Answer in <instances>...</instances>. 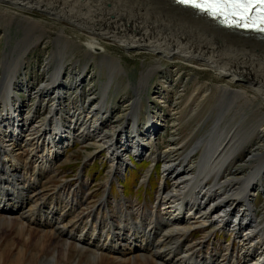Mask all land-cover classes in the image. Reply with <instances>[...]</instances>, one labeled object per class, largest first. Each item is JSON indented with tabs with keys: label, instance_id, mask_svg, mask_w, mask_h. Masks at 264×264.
Instances as JSON below:
<instances>
[{
	"label": "bare ground",
	"instance_id": "bare-ground-1",
	"mask_svg": "<svg viewBox=\"0 0 264 264\" xmlns=\"http://www.w3.org/2000/svg\"><path fill=\"white\" fill-rule=\"evenodd\" d=\"M33 13H41L61 24L54 31L61 47L52 50L50 56L56 63H53V73L48 74L47 66L44 67L43 83L28 89L36 100L49 98L53 104L43 118L39 117L38 106L23 115L24 104L15 100L16 91L12 87L5 88L0 106V242L3 229H7V225L13 229L12 219H17L24 222L17 225L19 236H26L31 223L53 228L45 231L46 236H66L56 239L55 245L49 248L52 256L42 257L43 262L40 256L46 247L38 248L34 244L31 263L35 264L37 260L41 264H62L60 259L66 257L69 247L75 248L81 242L86 243L84 248L94 247L97 253L93 257H100L103 264L108 258L106 254H113L120 261L132 258V264L151 259H155V264H264V214L258 218L254 210L256 190H264V39L249 31L222 26L204 13L173 0H0V26L8 29L16 25L24 29L27 41L16 46L17 52L20 48L23 53L18 60L21 65L29 48L49 35L54 25L33 17ZM65 25L80 31L86 39L81 41L80 37L71 35ZM4 39L7 45L10 39L6 35ZM103 39L126 51L154 55V64L143 72L140 82L143 86L152 73L162 70L167 63H175L177 67L181 62L191 68L210 70L217 79L215 86L204 87L198 83L182 106L191 109L193 119L203 100L215 88L219 102L213 126L208 135L199 139L181 158L175 155L181 147L175 144V139L166 151L160 150L163 158L161 189L154 206L141 215L138 208L128 209L119 204H115L112 211L109 203L102 200L78 221L75 213L84 200L82 192L75 198L65 197L64 191L60 192V199L48 196L52 205L45 213L35 215L37 209H33L38 205L29 209L24 204L34 202L32 193L46 186L39 181L50 175V168L66 149L77 142L92 144L97 150L107 152L109 162L130 165L129 154L136 158L146 154L162 127L156 122L162 115L149 111L146 124L142 127L137 124L142 105L139 91L135 101L129 107L125 105L124 113V108L121 109L122 116L128 120L133 118V131L127 134L125 126L121 125L126 124L125 119L116 115L111 120L113 123L108 122L114 109L108 102L110 92L119 90L116 76L121 78L126 71L121 59L112 56L100 43ZM79 47L97 62L98 68L106 63L109 70L105 82L99 81L98 90L90 87L85 99L71 101L65 92L72 90L75 95L83 92L91 78L87 75L89 65L79 61L80 69L68 72L64 79L67 53ZM12 69L18 71L19 68ZM15 76L6 81L8 86L14 84ZM158 93L164 97V92ZM181 95L177 93L178 98ZM68 104L77 109L70 111L64 123L59 111L64 106L68 108ZM254 112L258 120L251 124L249 116ZM242 148L247 149L244 150L246 159L238 157ZM198 149L202 153L196 160L194 152ZM27 150L30 159L34 157L41 162L34 161L38 166L30 171L23 167L31 163L28 154L24 156ZM124 151L128 156H122ZM183 205L187 206L186 216L176 217ZM99 208L106 210L107 215ZM78 225L83 231L76 237L73 233ZM210 225L214 231L235 234L238 251L228 253L230 248L226 246L223 256L216 248L202 255L201 248L206 241H193L191 235L195 229H211ZM160 226L163 230L158 233ZM84 232L88 235L84 236ZM211 233L207 232L205 237H210Z\"/></svg>",
	"mask_w": 264,
	"mask_h": 264
},
{
	"label": "rangeland",
	"instance_id": "rangeland-1",
	"mask_svg": "<svg viewBox=\"0 0 264 264\" xmlns=\"http://www.w3.org/2000/svg\"><path fill=\"white\" fill-rule=\"evenodd\" d=\"M33 17L46 19L50 24L53 23L54 25H52L51 30L49 31V35H47L44 39L41 38V40H37L35 46L29 48V52H27V55L24 57L22 65L18 62V60H20L19 55L21 56V54L23 55V53L20 51V48H18L19 50L17 52L16 46L18 44L23 45L24 42L27 41L26 39H24V29L21 30L22 28L20 29L16 25H11V27L8 29L0 26V67H2V72H0V106L3 103L5 88L12 87L16 91V94L18 96L15 100L24 104L22 114L25 115L28 113V111L31 113L34 107L38 106L39 117L43 118L46 113L50 112L53 101H49V98L46 100L44 98L41 100H36L31 95V92L28 89H33L39 84L43 83L44 74L42 72L45 69L44 67L47 66L48 69L46 70L48 74L53 73L54 64L56 63L55 61L50 59V56H52L53 51H56L57 48L61 47V41L55 40L56 32L54 31H56L58 29V25L60 26L61 24L49 20L41 13H33ZM65 27L67 28L68 32L72 33L71 35L80 37V39H82L81 41L86 39L85 35H82L80 31L76 30L70 25H65ZM5 32L6 36H8V38L10 39L7 40V45L5 44L4 39ZM99 41L106 47L107 52H109L112 56H116L121 59V63L123 64L124 70L126 71L120 76L121 78H119L118 75L116 76V78L118 79H116V82L117 84H119V90L115 91L114 89H112L115 88L114 86L111 88L112 91L110 92V101L108 100V102H110L111 106H113L114 109H112L113 116L111 114H109L108 116V122L113 123L111 120L115 115L117 116V118H121V120L125 119L123 121H125L126 124L122 123L121 125H124V130H126V133L130 134L133 131V118L130 117L128 120V117L122 116L121 109L124 108V113L125 109L130 106V103L132 101H135V99L138 97L139 91L142 105L141 110L138 114L137 124H139L140 127L146 124L149 111L153 115H162V117L160 118L164 121L160 120L156 122L161 123L163 128L161 127L160 131L157 132V135L155 136L156 138L154 139L155 144L154 141L152 143L153 145L150 144V148L148 149L147 153L144 154L145 156L142 155L139 158H136L135 156L129 154L130 159H128V161L133 157L140 161H136L134 166H131L132 162L130 163V165H128L127 162L121 164H113L109 162L107 152L102 149L97 150V147L92 144H81L77 142L74 146L66 149L59 156L56 163L52 165L53 167L50 168L52 170L49 171L51 172L50 175H48V177L46 178H42L39 181L44 182L46 186L44 188L39 187L36 189V192L32 193L33 198L38 200L36 202V205H38L37 210L39 211V214H43L45 213V211H47L48 207H46V210L42 209V205L40 204H42V202H44L46 198V203H51L50 201H48V196L52 199H55L56 197L60 199V192L64 191L66 193L65 197L71 196L75 198H78V193L82 192L81 195H83L84 198H82L84 200L80 201L82 202V204L75 213V218L79 217L77 219H80V217L82 215H85V213H87L91 209V207L97 205L102 200L107 201V204L109 203L108 207L112 211H114L115 209V204H119L121 206H126L128 209L131 207H136L139 209V215H141L142 211L146 212L147 209H150L152 208V206H154V203H156L158 194L161 189V184L163 181V158L159 153L160 150L166 151L169 144L175 142V144H180L179 146H181L178 150L175 151V155L181 158L190 149H192L194 144L199 139H201L203 136L208 135L213 126V121L216 116L217 104L219 102V97L216 94L215 88H212V93H210V95H208L203 100L202 106L199 107L200 109L198 108L199 112L197 111L198 113L193 119L192 115L194 114H190L191 109L188 107H186L185 109V107H183L184 105L182 106V103H187L186 101L188 95L190 94L191 90H193L198 85V83H201L200 85H204V87L215 86L217 79H215L213 73L210 70L191 68L181 64V62L177 63V67L174 66L175 63H167L164 64L162 70L152 73L150 78H147L146 85L143 86L140 83L142 77L144 76L143 72L146 73L151 65L154 64V55L148 53L136 54L134 51H126L125 49L119 47L117 44L111 43L109 40L103 39L102 41ZM79 61H81V64L83 63L89 65L87 75L91 76V78L89 77L90 80L87 85L84 83V85L86 86L83 92L76 93V95L74 94L75 91L73 92L72 90H69L70 92H65V95H68L71 101L72 99L76 100L77 98L85 99V92H88L90 87H94V89L98 90L97 85L100 84L99 81H101V83H104V79H106V76L108 75L107 72L109 70V67L106 63L101 65V68H98L97 62L95 63L94 60H91L89 57H87L85 49L83 47H79L78 49L75 48L72 51H68L67 53L65 60L66 70L64 71L63 75L64 79L66 78L65 74H67L68 72L80 69L79 65L77 64ZM11 67H18L19 69L18 71H16ZM15 73L16 76L14 75ZM13 76H15L14 84H12V86H8V83L6 81H8ZM101 76H103L102 79H100ZM166 83L167 85H164ZM169 84L173 85V87H168ZM27 91H29L30 94ZM159 91L164 92L162 94L164 95V97H160L161 95L159 96ZM177 93L183 95L178 98ZM100 97L101 96L99 95V98ZM14 98L15 97H13V100ZM66 103H70V101H67ZM189 106H194V104H190ZM62 108L64 109H62V111H59L60 119L62 120V122L69 119L70 111L77 109L75 106H71L70 104H68V108H65V106ZM35 109L37 111V108ZM0 110L2 111V107L0 108ZM128 113L129 112H127L126 114ZM188 115H191V118ZM257 115L258 114L254 112V114L252 113L249 116V122H251V124L256 123V121L258 120ZM171 118H176L177 121L172 120ZM173 140L174 142H172ZM143 142L147 143V141ZM244 150L247 149L242 148V150H239V158L246 159L247 151ZM201 153V149H198L194 152L196 160L200 157ZM26 155L28 156V159L29 161H31V163H25V165H23L25 169L30 171L34 169L33 167H35L37 163H41L38 160L36 161L34 157L30 159V152L28 150L25 152L24 156ZM122 156H128V154H126L124 151L122 153ZM132 160L134 161V159ZM188 160L191 161V159ZM34 161H36L37 163L35 164ZM155 161L159 163L154 168L153 164H155ZM23 163L24 162H22V164ZM237 164L238 162L235 163V165ZM126 165L127 169L123 170L122 168ZM158 165L160 166L159 169ZM122 171L125 172V175L127 173L128 174L126 176L124 175L123 177ZM38 177H42L41 172H39ZM125 177L127 178L123 182L125 191V196H123L120 183ZM209 182L212 181L209 180ZM170 188L171 186H169L168 189ZM35 199L34 201H36ZM32 202L33 201H31L30 203ZM254 204L255 213L258 215V218H262L264 214L263 189L256 190ZM28 205L29 204H27L26 206ZM55 206L58 207L57 205ZM102 209L103 208H99V210ZM67 211L70 210L68 209ZM186 211L187 206L183 205L180 209H178L176 217L184 218L186 216ZM102 213L107 215L106 210H102ZM12 221L16 225H24V222L20 220L12 219ZM28 225V230H26V236L24 237L17 234L18 228H15L12 233H10L8 229H5V232L7 233L0 242V264H35L31 263V253H34V244H36L38 248H42V246L46 247L43 255L40 256V260L43 262L42 257L50 258L52 256V252L49 253L48 249L55 245V241H57L56 239L59 240L66 238V236H61L57 233V235H54L52 239H50V236L52 235L44 237L46 236L45 231H50L53 228H45L43 225L41 226V224L37 225L39 231L42 233L41 235V233L38 232L37 228L34 225H32L31 229L29 228L30 224ZM210 226L212 230L209 228H199L195 229L191 235L193 241H200L203 239L204 241H206L205 246L201 248L200 253L202 255L216 248L221 250V254L223 256L226 246H229L230 248L228 253H234L235 251H238L239 245L237 243V240H235V234L229 233L226 230L214 231L212 225ZM162 230L163 227L160 226L157 228L156 232L159 233ZM206 231L212 232V235L210 237H205L207 235ZM54 232L55 231H52V233ZM2 234L4 235V233ZM23 251H26L25 257L24 255H22ZM87 251V249H83L82 247L70 248L66 257L60 259L61 263L103 264L100 257H93ZM111 256H106L108 257L106 258L107 260H104L105 263L107 262L106 264H118V262L119 264H132V260L126 259L127 261L125 260L121 263L120 260L117 261V258V260L111 259L115 257L113 254H111ZM139 259L142 261L141 257ZM36 262L38 264L42 263L38 260ZM155 263V259H151L143 264Z\"/></svg>",
	"mask_w": 264,
	"mask_h": 264
},
{
	"label": "snow or ice",
	"instance_id": "snow-or-ice-1",
	"mask_svg": "<svg viewBox=\"0 0 264 264\" xmlns=\"http://www.w3.org/2000/svg\"><path fill=\"white\" fill-rule=\"evenodd\" d=\"M229 26L264 32V0H178Z\"/></svg>",
	"mask_w": 264,
	"mask_h": 264
},
{
	"label": "water",
	"instance_id": "water-1",
	"mask_svg": "<svg viewBox=\"0 0 264 264\" xmlns=\"http://www.w3.org/2000/svg\"><path fill=\"white\" fill-rule=\"evenodd\" d=\"M4 35H6V32L4 33ZM1 72H2V68H1Z\"/></svg>",
	"mask_w": 264,
	"mask_h": 264
}]
</instances>
